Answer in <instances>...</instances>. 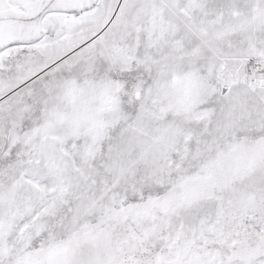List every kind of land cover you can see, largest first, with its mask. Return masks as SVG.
I'll return each mask as SVG.
<instances>
[{"label":"snow or ice","instance_id":"obj_1","mask_svg":"<svg viewBox=\"0 0 264 264\" xmlns=\"http://www.w3.org/2000/svg\"><path fill=\"white\" fill-rule=\"evenodd\" d=\"M0 264H264V0H0Z\"/></svg>","mask_w":264,"mask_h":264}]
</instances>
